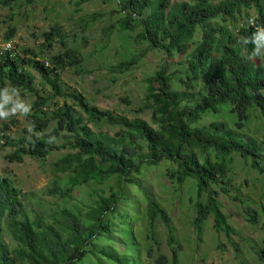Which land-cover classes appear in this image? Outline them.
I'll return each instance as SVG.
<instances>
[{
    "label": "trees",
    "instance_id": "trees-1",
    "mask_svg": "<svg viewBox=\"0 0 264 264\" xmlns=\"http://www.w3.org/2000/svg\"><path fill=\"white\" fill-rule=\"evenodd\" d=\"M36 1L39 0H0V5H31ZM118 1L119 31L137 27V43H145L148 49L169 58L184 55L185 76L171 80L162 67L145 79L143 109L151 112L153 127L138 117L130 119L100 110L81 93L62 84L60 71L81 62L74 49L51 57L50 64L37 59L30 49L14 59L0 53L1 88L14 87L34 97L27 117L29 129H24L18 138L5 133L0 137L2 146L14 149L4 158L9 162H22L26 156L41 160L67 148L69 151L52 164L54 173L67 174L66 184L62 187L57 182L46 190L59 199L71 198L75 188L82 185L115 182L108 194L97 195L89 202L85 212L59 206L49 213L30 215L25 196L0 174V264H83L88 255L96 264H138L134 251L122 254L113 245L98 241L103 238L115 242L113 233L117 232V238L125 244L122 234L129 238V229L116 230L109 215L117 213L121 201L127 199V185L141 188L136 177L143 167L158 166L163 161L175 165L166 171L170 182L183 184L191 180L195 186L194 228L200 232L212 219L217 232L230 236L233 228L222 211L219 196H227L233 185L232 156L239 155L264 175L262 143L240 132L251 113L264 116V51L257 58V42H252L256 29L264 27V0ZM251 9L255 11L253 17L248 14ZM243 17L248 18L247 22L233 34L228 24H237ZM198 30L200 38L195 40ZM15 32L10 27L3 41L12 40ZM55 37L64 38L58 25L44 33L48 47H52ZM142 56L133 55L110 70L126 73L138 66ZM32 71L39 75L41 89ZM222 105L230 107L228 111L238 118L233 128L217 121L194 126L205 113H215ZM104 125L114 132H102ZM141 191L148 236L153 238L156 226L162 224L171 246V257L158 256L154 263L180 264L181 245L170 216L145 190ZM247 213L255 224L257 212L249 209ZM125 216L126 213L117 214L127 227ZM131 217L137 221V215ZM129 239L135 245V238ZM148 251L152 252V248ZM256 254L264 264V239Z\"/></svg>",
    "mask_w": 264,
    "mask_h": 264
},
{
    "label": "rangeland",
    "instance_id": "rangeland-1",
    "mask_svg": "<svg viewBox=\"0 0 264 264\" xmlns=\"http://www.w3.org/2000/svg\"><path fill=\"white\" fill-rule=\"evenodd\" d=\"M169 1L193 2V0ZM119 5L118 0H39L31 5L20 3L10 7L0 5V43L3 42V36L10 27H14L16 32L12 41L22 55L23 51L30 49L38 55L37 59H43L50 64L51 57L63 54L67 49L76 50L81 62L77 66H67L60 71L62 84L81 93L100 110L124 115L130 119L138 117L155 127L151 112L143 109L145 79L162 67L166 69L171 80L180 75L184 78L182 72L186 68L184 65L186 58L184 55L169 58L160 51L148 49L145 43H137L136 36L139 33L137 27L133 31H119L121 19ZM248 14L249 17H253L255 11L251 9ZM84 20L87 22L84 23ZM247 20L246 17L240 18L237 24L229 23L228 27L236 34L237 28ZM54 25L62 28L64 38L55 37L52 47H48L44 33ZM199 38L198 30L195 40ZM263 51L264 41L257 42L255 56L260 58ZM139 54L143 56L138 66L132 70L121 74L110 70L120 62ZM261 62L263 63L262 60ZM32 73L37 88L41 89L39 75L35 71ZM181 87L183 90V85ZM0 93H4L1 86ZM6 94L11 99L5 105V110H10L17 101H24L30 106L34 101V97L25 92L8 89ZM0 103H3L2 95ZM228 109L230 107L222 105L215 113L207 112L194 126L217 121L233 128L238 118ZM27 117L28 115L17 113L7 119H0V137L3 133L10 138L20 137L24 129H29ZM101 131L109 134L114 132L106 125ZM240 132L262 143L264 148V116L261 113H251L250 119L244 122ZM2 145L3 142L0 140V174L11 180L14 187L25 196L24 204L30 215L32 212L49 213L59 206L70 207L80 213L85 212L89 202L97 195L108 194L110 187L115 184L114 180L102 185L90 183L76 187L71 198L53 197L46 193L47 188L57 182L64 187L67 174L54 173L52 164L69 150L65 148L55 151L41 160L26 156L22 162H9L4 156L14 149ZM174 168L175 165L165 161L158 166H145L136 179L141 188L170 216L175 238L181 245L179 263L262 264L256 252L264 239V175L253 170L250 162L243 160L239 155L232 156L230 176L233 185L227 196H219L222 211L227 215L228 223L233 228V233L226 236L214 229L212 219H208L200 232L194 228L195 186L191 180H186L183 184L170 182L166 178V171ZM141 188L127 185L125 193L127 199L121 201L117 213L109 215V220L117 225L116 230L129 229L131 233L129 238H135L136 246L131 239L122 234L129 248L127 250L123 241L117 238V232L113 233L115 242H107L103 238L98 242L113 245L122 254H131L134 251L133 254L139 258L138 264H155L154 260L158 256L164 255L168 259L171 257V246L162 224L156 226L153 238L148 236L143 221L145 201ZM249 209L257 212L255 224L249 220L247 213ZM121 212L126 213L127 217L125 216L123 220L128 222L127 227L117 217ZM134 215H137V221L131 217ZM149 248H152V252L148 251ZM83 264H96V260L88 255Z\"/></svg>",
    "mask_w": 264,
    "mask_h": 264
},
{
    "label": "clouds",
    "instance_id": "clouds-1",
    "mask_svg": "<svg viewBox=\"0 0 264 264\" xmlns=\"http://www.w3.org/2000/svg\"><path fill=\"white\" fill-rule=\"evenodd\" d=\"M264 41V27H258L256 29V33L253 34L252 42ZM10 89L8 87L4 88V93H0L3 96V103H0V119H7L12 115H16L19 113L20 115H28L31 111V106L24 101H17L11 107L10 110H5V105L9 103L11 97H9L6 93L7 90ZM14 91H18L16 88H11Z\"/></svg>",
    "mask_w": 264,
    "mask_h": 264
},
{
    "label": "built area",
    "instance_id": "built-area-1",
    "mask_svg": "<svg viewBox=\"0 0 264 264\" xmlns=\"http://www.w3.org/2000/svg\"><path fill=\"white\" fill-rule=\"evenodd\" d=\"M0 53L8 55L9 58L14 59L19 53L12 40L3 41L0 43Z\"/></svg>",
    "mask_w": 264,
    "mask_h": 264
}]
</instances>
